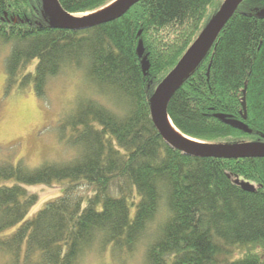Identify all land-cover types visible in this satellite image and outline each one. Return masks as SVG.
<instances>
[{
    "label": "trees",
    "instance_id": "1",
    "mask_svg": "<svg viewBox=\"0 0 264 264\" xmlns=\"http://www.w3.org/2000/svg\"><path fill=\"white\" fill-rule=\"evenodd\" d=\"M58 1L85 14L115 0ZM226 1L141 0L116 21L72 31L52 26L44 0H0V42L13 43L7 93L44 96L52 77L80 70L98 97L81 98L58 124L74 159L30 167L12 152L0 161V264H83L106 252L128 264L142 246V264H264V158L185 155L151 117L156 89ZM263 12L264 0H244L173 94L167 112L183 135L264 143ZM64 182L27 220L40 201L28 187Z\"/></svg>",
    "mask_w": 264,
    "mask_h": 264
},
{
    "label": "rangeland",
    "instance_id": "2",
    "mask_svg": "<svg viewBox=\"0 0 264 264\" xmlns=\"http://www.w3.org/2000/svg\"><path fill=\"white\" fill-rule=\"evenodd\" d=\"M12 49L13 43L0 42V161L12 152H20V157H23L30 167L39 166L44 162L65 163L74 159L77 151L60 141L58 124L63 117L70 115L81 98L98 99L97 95L89 89L80 70L65 71L55 78L52 77L44 96H38L33 88L25 92L14 89L7 93L6 64ZM37 64V60L32 61L27 73L34 72ZM67 185L68 182L58 183L52 188L28 187L29 191L40 194V201L31 210L27 220L36 215L47 202L60 197ZM134 258L129 260L128 264H142L143 246ZM83 264L118 263L112 259L110 252H106L104 255L91 254Z\"/></svg>",
    "mask_w": 264,
    "mask_h": 264
},
{
    "label": "water",
    "instance_id": "3",
    "mask_svg": "<svg viewBox=\"0 0 264 264\" xmlns=\"http://www.w3.org/2000/svg\"><path fill=\"white\" fill-rule=\"evenodd\" d=\"M140 1L141 0H122L117 8L86 19L71 17L72 14L67 13L62 8L58 0H44V7L48 17L50 18V22L55 29L80 31L90 29L104 23L116 21ZM243 1L244 0H227L222 10L213 17L200 35L199 39L184 55L176 68L158 86L151 98V117L156 128L169 146L182 151L185 155L217 159L264 158V143L255 142L227 146L204 144L195 146L180 140L176 135H174V133L171 132L167 124V117H169L167 112L169 102L171 101L175 91L190 75L191 72L188 73V71L193 59L207 44H209V46L206 53L208 52L216 37ZM262 17H264V12L262 13ZM140 56H144L142 45H140ZM142 67L144 74H147L150 70V65L146 57L143 59ZM218 117L227 125L235 129L251 133V130L243 121L230 119L224 115H219ZM237 183H239L247 192L255 191V187L249 183H241L239 181H237Z\"/></svg>",
    "mask_w": 264,
    "mask_h": 264
},
{
    "label": "bare ground",
    "instance_id": "4",
    "mask_svg": "<svg viewBox=\"0 0 264 264\" xmlns=\"http://www.w3.org/2000/svg\"><path fill=\"white\" fill-rule=\"evenodd\" d=\"M122 2V0H116L113 3H111L110 5H108L107 7L94 12V13H90V14H77V15H71V17L73 18H79V19H86V18H92L94 16H98L99 14L108 12L110 10H113L115 8H117L119 6V4ZM209 44H207L198 54L197 56L193 59L190 68H189V72H193V70H195V68L198 66V64L200 63V61L203 59L207 48H208ZM167 124L168 127L170 128L171 132L174 133V135H176L180 140H182L183 142L187 143V144H191V145H195V146H200V145H204L203 143H201L200 141H197L195 139L189 138L185 135H183L173 124V122L171 121V119L169 117H167Z\"/></svg>",
    "mask_w": 264,
    "mask_h": 264
}]
</instances>
